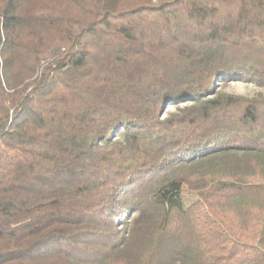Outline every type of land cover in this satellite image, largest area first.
<instances>
[{"label": "trees", "instance_id": "obj_1", "mask_svg": "<svg viewBox=\"0 0 264 264\" xmlns=\"http://www.w3.org/2000/svg\"><path fill=\"white\" fill-rule=\"evenodd\" d=\"M240 79L264 0H0V264H264Z\"/></svg>", "mask_w": 264, "mask_h": 264}, {"label": "rangeland", "instance_id": "obj_2", "mask_svg": "<svg viewBox=\"0 0 264 264\" xmlns=\"http://www.w3.org/2000/svg\"><path fill=\"white\" fill-rule=\"evenodd\" d=\"M217 89H219L221 92L243 95L247 97L264 96V84L245 79L224 82L219 84ZM167 109L172 111L175 109V107L167 106ZM182 195L184 204L186 206L197 199V194L186 187L183 188Z\"/></svg>", "mask_w": 264, "mask_h": 264}]
</instances>
